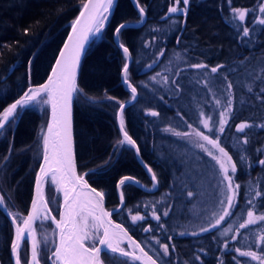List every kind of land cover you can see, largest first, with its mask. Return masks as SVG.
<instances>
[{"label":"trees","instance_id":"obj_1","mask_svg":"<svg viewBox=\"0 0 264 264\" xmlns=\"http://www.w3.org/2000/svg\"><path fill=\"white\" fill-rule=\"evenodd\" d=\"M173 3L139 0L146 19L128 26L118 37L131 52L129 80L137 87L136 99L123 110L124 127L156 174L158 185L152 191L131 182L121 186L124 204L112 216L161 264H259L235 250L264 256L260 239L264 222L237 231L247 219L249 200L255 201L251 207L255 215L264 214V196L255 197V191L264 193V165L259 164L264 159V25L257 22L264 16L259 11L264 0H190L186 20L179 13L166 15ZM81 5V0H0V111L29 85L46 79ZM232 8L248 9L245 21L231 20ZM139 20L133 0H116L102 32L89 43L78 73L80 91L74 98L77 166L79 173L104 193L107 208L118 204L116 182L122 175L151 185L134 147L118 144L123 137L116 121L119 102L131 92L121 80L125 59L113 31L121 22ZM245 26L250 30L247 37L242 35ZM161 50L163 56H159ZM192 64L207 67H189ZM217 65L223 67L212 73L211 68ZM154 76L156 79H151ZM229 98L231 112L220 133L219 113ZM153 111L159 115L152 116ZM47 117L48 104L34 103L20 110L0 135V195L12 213L25 215L29 207ZM208 117L212 119L206 129L200 121ZM242 122L252 127L238 132L236 126ZM197 129L212 139L220 137V146L237 166L235 173L229 170L233 184L240 185L232 215L202 233L199 229L208 227L216 218L212 214L222 208V176L219 165L196 146L204 143L211 148L195 136ZM176 132L189 135L177 136ZM44 195L57 216L60 194L50 179L44 183ZM154 210L159 220L153 217ZM133 215L144 219L133 222ZM229 227L231 231L222 235ZM35 228L39 258L43 264H51L55 227L46 220L35 222ZM194 232L197 235H192ZM12 237L13 224L0 206V264H12ZM162 244L169 245L167 256L162 254ZM27 251L24 240L22 264ZM101 259L103 264H141L110 251H102Z\"/></svg>","mask_w":264,"mask_h":264},{"label":"snow or ice","instance_id":"obj_2","mask_svg":"<svg viewBox=\"0 0 264 264\" xmlns=\"http://www.w3.org/2000/svg\"><path fill=\"white\" fill-rule=\"evenodd\" d=\"M138 7L140 16V22H143L145 17V8L139 5V0H135ZM181 3L183 7H180ZM81 11L79 16L72 22V32L69 34L67 41L63 48L60 50L59 58L56 60L55 66L52 68V73L48 77V80L37 87H30L27 91H24L23 95L19 99L15 100L2 111H0V135H3L4 131L11 125L12 121L19 115V111L32 105L33 103L51 104V119L47 123V131L43 134V163L40 165L39 173L36 176V196L32 200L31 210L26 216L20 213L8 212L11 217L12 223L15 225V238L12 241V252L15 255V264H22L19 249L21 247V240H31L30 245V258L26 259L25 264H41L39 258V243L37 239L35 222L51 221L55 223L56 228L59 230V243L55 244V251L52 252L50 259L53 264H103L101 259L102 251H110L111 253H119L122 256L131 257L133 260H143L144 264H157V260L153 259L141 246L140 243L131 239L128 235L127 229L122 225L114 224L110 219L112 212L117 211L113 209L112 212H108L103 208L104 193L98 192L95 188H89L87 181L83 176H77L75 173V165L73 162L72 153V138H71V119H70V105L74 92L80 91L76 83L77 67L80 63L81 52L84 49L85 42L90 37H94L101 33L105 27V22L108 20V13L114 4V0H81ZM190 0H174L172 6L168 7V14L179 13L182 16L187 17L188 6ZM231 20L245 21L248 9L232 8ZM259 11L264 14V3L259 5ZM257 22L260 25H264V16L257 18ZM127 24H120L114 30V35L119 37L122 30L127 28ZM27 29L24 30L27 33ZM250 30L248 27L242 28V35L244 37L249 36ZM119 48L122 49L125 62L122 66V83L131 89L132 99H136L137 87L133 86L129 80V58L131 53L129 48L123 43H119ZM164 51L159 52V56H163ZM179 58V54H177ZM155 63V61H154ZM151 67V65H149ZM191 68L203 69L207 66L204 64H192ZM222 65H217L211 68L212 73H216ZM160 74L157 73V76ZM151 79L155 80L156 77ZM164 82H167V77H164ZM228 89H231L232 85H227ZM47 96L44 100L43 97ZM109 99H115L109 97ZM221 102L216 101L219 105ZM125 108L124 102H119V122L120 131L123 133V139L118 141V144L128 145L135 148L137 154L139 153V147L136 145V141L129 136L128 132L124 130V116L123 110ZM232 101L231 98L227 100V104L224 110L219 113V128L218 132H224V126L228 123V117L231 112ZM152 116H157L159 113L151 112ZM203 116V113H201ZM202 119L200 122L204 128H209V120ZM215 123V122H213ZM191 128V125H188ZM252 125L247 122H242L236 126L238 132H244L246 128H250ZM264 127V125H261ZM211 130V129H210ZM43 131V130H42ZM165 131H174L171 128H166ZM194 134L200 140H203L210 145L211 148L205 146L204 143H197L196 146L207 152L218 165L219 171L222 176L221 183L225 185V191L228 193L225 199L220 203L222 208L220 214L213 213L215 223H210L208 227H201L199 231L207 232L212 228L220 225L222 221L232 215L231 209L235 206V197L237 191L240 188L239 184H233V176L231 173L237 171L236 163L232 161V156L228 154L225 148L220 146V137L212 139L209 135H205L204 132L194 130ZM175 135L188 136L189 133L176 132ZM245 144L247 139L243 141ZM218 151L219 155L215 152ZM7 159V157H5ZM240 159H244L241 157ZM260 165H264V159L259 160ZM147 171L151 173V179L153 182H157L156 174L150 167L145 165ZM50 176V183L55 185L57 189L61 186L63 188V205L62 210L59 211V220L55 216L51 215V208L49 202L43 194V183L46 178ZM129 182L138 183L133 177L125 176L119 181L120 186H124ZM81 190L78 191L77 188ZM83 189H89L87 192ZM189 196L192 193H188ZM264 193L261 191H255V197H262ZM121 202H123V192L120 193ZM251 207L255 206V201L249 200ZM5 204L3 195H0V206ZM247 211V219L239 224V229L245 228L249 225L256 224L257 221L264 222V214L259 216L255 215L253 210ZM7 210V209H6ZM167 216L168 212H164ZM153 217L159 220L160 217L153 211ZM144 217L140 215H133L131 220L133 222L141 221ZM18 221H22L18 223ZM102 230V232H101ZM151 228H145L144 231L148 232ZM231 231V227L224 230L223 234ZM183 234V233H181ZM197 235V233H192ZM236 237L233 236L232 239ZM127 239L130 241V246L134 249H138L140 255H136L135 251H126L121 244ZM155 239V237H154ZM171 239V237H169ZM264 242V235L260 237ZM44 242H48V237L44 236ZM91 242V243H89ZM174 247V246H173ZM227 247V242H225ZM163 255L169 254V245L162 244ZM202 251V250H201ZM240 253L241 256L250 257L252 260L259 261V264H264V256L258 255L255 251H241L239 248L235 250ZM264 252V248L261 249ZM199 259V257H197ZM223 264V262H221Z\"/></svg>","mask_w":264,"mask_h":264},{"label":"water","instance_id":"obj_3","mask_svg":"<svg viewBox=\"0 0 264 264\" xmlns=\"http://www.w3.org/2000/svg\"><path fill=\"white\" fill-rule=\"evenodd\" d=\"M114 1H115V0H114ZM133 1H134V0H133ZM84 2H87V0H84ZM134 2H135V1H134ZM136 5H137V4H136ZM81 6H82V5H81ZM80 11H81V7H80V9H79L77 15L75 16L74 20L79 16ZM108 14H109V13H108ZM108 14H106V15H108ZM144 19H145V17H144ZM74 20H73V21H74ZM73 21H72V22H73ZM143 21H144V20H143ZM122 23L127 24V25H139V24H141L142 22H140V20L137 21V22H135V23H130V22H127V21H126V22H121L120 24H122ZM71 24H72V23H71ZM71 24H70V26H69V28H68V30H67V32H66V35H65V37H64V39H63V41H62V43H61V45H60V47H59L58 52H57V54H56V56H55V58H54V60H53V62H52V64H51V67H50V69H49V71H48L47 77H46V79H45L41 84H44V83L48 80V77L51 75V73H52V68L55 66L56 60L59 58L60 50L63 48L65 42L67 41L69 34H71V32H72ZM120 24H119V25H120ZM117 26H118V25H117ZM117 26H116V27H117ZM114 30H115V29H114ZM92 39H93V37H90L89 40H88L87 42H85L84 49H83L82 52H81L80 63H79V65H78V67H77V75H76V83H77V85H78V73H79V70H80L81 61H82L83 56H84V54H85V51H86V49H87V47H88V45H89V43L91 42ZM113 39H114L115 43L119 46V43H121V41L118 39V37H116V36L114 35V31H113ZM130 61H131V56H130L129 61H128L129 64H130ZM121 80H122V70H121ZM131 84H132V83H131ZM124 85H125V84H124ZM132 85H133V84H132ZM133 86H134V85H133ZM29 87H31V86H29ZM29 87H28V88H29ZM125 87L131 92V89H130V88H128L126 85H125ZM28 88H27V89H28ZM27 89H26V90H27ZM26 90H25V91H26ZM75 93H76V92L73 93L72 100H71V105H70L72 153H73V162H74V165H75V173H76L77 176H83V177H84V180L87 181V184L89 185V188H95L98 192H101L98 188H96L95 186H93V185L88 181V179L85 177V175H84L83 173H79V170H78L77 159H76V147H75V133H74V98H75ZM20 96H22V95H20ZM20 96H18L16 99H14V101H12L11 103H14L15 100H17V99L20 98ZM136 97H137V96H136ZM134 100H135V99H132V96H131L130 98H128V99H126V100H124V101H122V102L125 103V107H126L128 104L132 103ZM11 103H10V104H11ZM10 104H9V105H10ZM119 111H120V110H119V106H118L117 113H116V121H117V124H118L119 130H120V122H119V116H118ZM50 119H51V104H48V118H47V123L49 122ZM46 129H47V128H46ZM124 130H125V127H124ZM125 131H126V130H125ZM120 133H121V135H122V137H123V133H122L121 131H120ZM136 145H137V143H136ZM137 146H138V145H137ZM134 149H135V148H134ZM135 154H136V157H137V159L139 160V162L143 165V167H144V168L146 169V171H147V168L145 167V165H147V163L142 159L141 154H140V151H139V153L137 154V152H136V150H135ZM41 163H43V155L41 156V160H40V162H39V164H38V166H37V169H36V172H35V175H34V181H33V189H32L31 201H30V204H29V207H28V209H27V212H26L25 216H26V215L28 214V212L31 210L32 200H33V199L35 198V196H36V176H37V174L39 173V169H40V165H41ZM147 166H148V165H147ZM148 167H149V166H148ZM147 172H148V171H147ZM148 174H149V176H150V178H151V175H152V174L149 173V172H148ZM125 176L133 177V176H131V175H122V176L119 177V179L117 180V182H116V192H117V197H118V204H117L116 206H114V207H112V208H107V205H106V198H105V196H104V199H103V208H104L106 211H108V212H112L113 209H116V210L118 211V210L123 206V204H124V199H123V202H121V199H120V193L122 192V190H121V186L119 185V181H120L123 177H125ZM133 178H134L136 181H138V183H134V184H136L137 186L143 188L144 190L152 191V190H155V189L157 188L158 181H157V182H153L152 179H151L152 184H151L150 186H147V185H145L144 183H142L141 181H139L137 178H135V177H133ZM45 180H46V179H45ZM44 183H45V181H44ZM44 183H43V194H44ZM131 183H132V182H131ZM58 190H59V194H60V203H59V208H58L57 216H55L54 213L51 212V215L55 216L57 220H59V218H60V217H59V211L62 210V205H63V188H62V186H61ZM77 190L80 191L81 189L78 187ZM44 196H45V195H44ZM123 197H124V196H123ZM45 198H46V197H45ZM2 209H3V211L5 212V214L8 216V218L11 220V217L8 215V212H10V211L5 207V205H2ZM6 209H7V210H6ZM115 212H116V211H115ZM113 213H114V212H112V215H113ZM112 215H111L110 219L113 221L114 224L122 225L123 228L127 229V228H126L121 222L115 220V219L113 218ZM11 222H12V220H11ZM52 223H53V222H52ZM12 224H13V223H12ZM21 224H22V221H21ZM53 225H54V227H55V244H58V243H59V230L56 228L55 223H53ZM34 227H35V224H34ZM101 232H102V231H101ZM127 232H128V235L131 237L132 240H134V241H136V242H138V243L141 244V242H140L135 236H133V235L131 234V232H130L128 229H127ZM14 238H15V225L13 224V237H12L11 244H10V254H11L12 264H15V255L13 254V252H12V247H11V245H12V241H13ZM124 241H125V242L127 243V245L129 246V249L126 250V251H129V252L135 251L136 255H140V252H139L138 249H134L133 247L130 246V241H128L127 239H125ZM27 243H28V245H29V255H30V245H31V241L27 240ZM21 244H22V240H21ZM141 246L144 248V250H145L146 252H148L142 244H141ZM54 251H55V245H54L53 252H54ZM148 254L151 255V256L153 257V259H156L151 253L148 252ZM156 260H157V259H156ZM138 261H139L141 264H144V261H143V260H138ZM157 264H161V263L157 260Z\"/></svg>","mask_w":264,"mask_h":264},{"label":"rangeland","instance_id":"obj_4","mask_svg":"<svg viewBox=\"0 0 264 264\" xmlns=\"http://www.w3.org/2000/svg\"><path fill=\"white\" fill-rule=\"evenodd\" d=\"M35 85H37V86H39V85H41V83H39V84H31V85H29V86H31V87H35ZM28 86V87H29ZM27 87V88H28ZM26 88V89H27ZM30 88V87H29ZM28 88V89H29ZM27 89V90H28ZM26 90V91H27ZM24 93V92H23ZM23 93L21 94V95H23ZM131 97V96H130ZM129 97V98H130ZM43 99L44 100H46L47 99V96H44L43 97ZM37 103H40V102H37ZM34 104V103H33ZM36 104V103H35ZM48 118V117H47ZM47 122H46V124H45V127H44V130H43V133H42V136H43V134L47 131ZM42 155H43V138H42ZM46 179H50V176H49V178H46ZM46 181V180H45ZM158 181V180H157ZM151 184H152V181H151ZM146 185V184H145ZM147 186H150V185H147ZM54 187L57 189V187L54 185ZM58 190V189H57ZM220 190H221V194H222V198H221V200H224L225 199V196L228 194V193H226V191H225V185L222 183V185H221V188H220ZM59 191V190H58ZM60 203V202H59ZM50 207V206H49ZM14 211V210H13ZM15 212V211H14ZM15 213H18L17 211L15 212ZM217 214H220V210L217 212ZM25 216V215H24ZM18 223H21V221H18ZM212 223H215V219H214V221H212ZM102 231V230H101ZM89 243H91V242H89ZM26 245H27V248H28V251H27V259L28 258H30V255H29V245H28V243L26 242ZM121 247H123L125 250H128L129 249V246L127 245V243L125 242V241H123V243L121 244ZM19 252H20V249H19ZM52 252H53V250H52ZM52 252H51V255H52ZM41 264H43L42 262H41Z\"/></svg>","mask_w":264,"mask_h":264},{"label":"bare ground","instance_id":"obj_5","mask_svg":"<svg viewBox=\"0 0 264 264\" xmlns=\"http://www.w3.org/2000/svg\"><path fill=\"white\" fill-rule=\"evenodd\" d=\"M115 1H116V0H115ZM115 1H114V4H115ZM134 1H135V0H134ZM134 3H135V2H134ZM114 4H113V6H114ZM135 5H136V3H135ZM113 6H112V8H113ZM136 7H137V5H136ZM112 8H111V10H112ZM137 8H138V7H137ZM111 10H110V11H111ZM146 17H147V16H146V13H145V19H146ZM145 19H144V20H145ZM143 22H144V21H143ZM143 22H142V23H143ZM130 23H135V22H130ZM142 23H141V24H142ZM139 25H140V24H139ZM128 26H134V25H128ZM129 51H130V50H129ZM130 53H131V52H130ZM35 87H37V86H35ZM88 190H89V189H83V191H85V192H87ZM23 241H24V240H22V242H23ZM29 241H31V240L29 239Z\"/></svg>","mask_w":264,"mask_h":264},{"label":"flooded vegetation","instance_id":"obj_6","mask_svg":"<svg viewBox=\"0 0 264 264\" xmlns=\"http://www.w3.org/2000/svg\"><path fill=\"white\" fill-rule=\"evenodd\" d=\"M27 242V241H26ZM51 264H53L52 260H51Z\"/></svg>","mask_w":264,"mask_h":264}]
</instances>
